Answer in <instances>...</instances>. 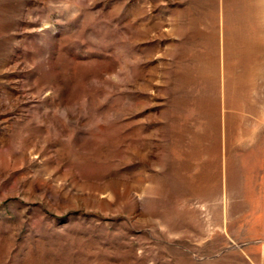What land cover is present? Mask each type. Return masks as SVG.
Here are the masks:
<instances>
[{
    "label": "rangeland",
    "instance_id": "obj_1",
    "mask_svg": "<svg viewBox=\"0 0 264 264\" xmlns=\"http://www.w3.org/2000/svg\"><path fill=\"white\" fill-rule=\"evenodd\" d=\"M264 0H0V264H258Z\"/></svg>",
    "mask_w": 264,
    "mask_h": 264
},
{
    "label": "crops",
    "instance_id": "obj_2",
    "mask_svg": "<svg viewBox=\"0 0 264 264\" xmlns=\"http://www.w3.org/2000/svg\"><path fill=\"white\" fill-rule=\"evenodd\" d=\"M258 264H264V237L259 242Z\"/></svg>",
    "mask_w": 264,
    "mask_h": 264
}]
</instances>
